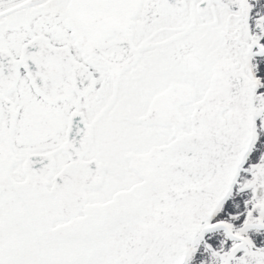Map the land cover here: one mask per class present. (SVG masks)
Listing matches in <instances>:
<instances>
[{"label":"snow or ice","instance_id":"snow-or-ice-1","mask_svg":"<svg viewBox=\"0 0 264 264\" xmlns=\"http://www.w3.org/2000/svg\"><path fill=\"white\" fill-rule=\"evenodd\" d=\"M0 264H264V0H0Z\"/></svg>","mask_w":264,"mask_h":264}]
</instances>
